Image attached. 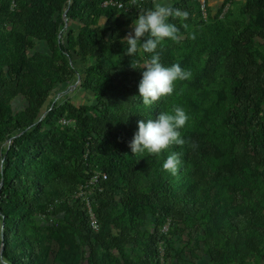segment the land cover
Wrapping results in <instances>:
<instances>
[{
  "label": "trees",
  "instance_id": "16d2710c",
  "mask_svg": "<svg viewBox=\"0 0 264 264\" xmlns=\"http://www.w3.org/2000/svg\"><path fill=\"white\" fill-rule=\"evenodd\" d=\"M130 1L0 0V264H264V0H205V14L163 0L189 15L169 18L180 39L161 41L160 62L190 77L150 107L138 85L151 54L128 56L121 39L154 4ZM78 79L89 104L52 101ZM174 104L185 145L133 154L137 122Z\"/></svg>",
  "mask_w": 264,
  "mask_h": 264
},
{
  "label": "clouds",
  "instance_id": "9594fccd",
  "mask_svg": "<svg viewBox=\"0 0 264 264\" xmlns=\"http://www.w3.org/2000/svg\"><path fill=\"white\" fill-rule=\"evenodd\" d=\"M132 3L137 4V0H132ZM153 4L154 7L150 9L140 8L138 18L130 25L132 30L121 39L123 44H127L126 55L133 56L138 51L151 54L139 65L140 68L145 69L138 85L139 93L142 103L148 107L155 104L162 96L171 95L174 82L190 77V72L183 70L179 63L164 66L157 51L165 38L179 42L180 28L168 21L170 17L186 20L188 12L174 8L161 0H153ZM182 26L187 28L186 24ZM191 38L195 39V34ZM132 67L136 68L133 65ZM187 120L188 116L184 108L176 104L172 105L170 110L160 113L156 120L149 119L147 122L139 120L138 131L129 142L132 153L147 152L149 155L159 156L171 145L183 147L186 141L182 138L179 129ZM180 165V153L172 152L164 160L162 168L175 175Z\"/></svg>",
  "mask_w": 264,
  "mask_h": 264
},
{
  "label": "rangeland",
  "instance_id": "374dc122",
  "mask_svg": "<svg viewBox=\"0 0 264 264\" xmlns=\"http://www.w3.org/2000/svg\"><path fill=\"white\" fill-rule=\"evenodd\" d=\"M223 1L224 0H213V3H212L213 7L220 5ZM35 50L45 52L48 50V47L46 46L45 43H37ZM32 52H34V51H32ZM75 66H77V65L75 64ZM77 68L80 69L79 66H77ZM80 74H82V72ZM80 85H81V81L78 79L71 86L60 87L57 90V92L52 96V99H53L52 101L54 103H56V102L59 103V102H62V101L67 99V100L72 101L78 105L89 104V101L91 100V95H90V93H88L84 89H82V87ZM13 105H14V109L16 111H20L26 107L27 103H26V100L20 96L13 101ZM161 246H163V242H161L160 247ZM172 246L175 247V249L184 248L185 247V239L183 240V238L179 237L178 239H176V242ZM191 259L193 261H199V262L204 261V260H201L200 258H191ZM206 260L207 259H205V261Z\"/></svg>",
  "mask_w": 264,
  "mask_h": 264
},
{
  "label": "built area",
  "instance_id": "2783aa9c",
  "mask_svg": "<svg viewBox=\"0 0 264 264\" xmlns=\"http://www.w3.org/2000/svg\"><path fill=\"white\" fill-rule=\"evenodd\" d=\"M17 0H13V4L15 5V2ZM141 0H137V2H139ZM113 2H105L103 4V6H107L109 4H112ZM130 4H133L132 1L129 2ZM200 4H201V8H202V11L206 12V3H205V0H200ZM120 7H123L122 4L119 5ZM62 124H67L69 122L65 121V120H62L61 121ZM105 179L108 177V174H101ZM98 180H99V174H95L89 181L88 185L86 187H82L79 189V193L76 194L77 197L79 196H82L83 194V190L87 187H92V188H95L97 186V183H98ZM87 202V212H88V215H89V221H90V226L92 227V229L94 231H99V224H98V220H97V217L92 209V206H91V203L90 201L87 199L86 200ZM169 230V224H167L165 227H164V232H167Z\"/></svg>",
  "mask_w": 264,
  "mask_h": 264
},
{
  "label": "water",
  "instance_id": "95a60500",
  "mask_svg": "<svg viewBox=\"0 0 264 264\" xmlns=\"http://www.w3.org/2000/svg\"><path fill=\"white\" fill-rule=\"evenodd\" d=\"M66 14H67V11L64 13V17H66ZM2 186V184L0 185ZM1 212V210H0ZM5 217V215H4ZM5 221H6V217H5V220H4V224H3V227L5 225ZM1 253H5L6 252V249H7V243L5 242V234L2 233V244H1Z\"/></svg>",
  "mask_w": 264,
  "mask_h": 264
},
{
  "label": "bare ground",
  "instance_id": "6f19581e",
  "mask_svg": "<svg viewBox=\"0 0 264 264\" xmlns=\"http://www.w3.org/2000/svg\"><path fill=\"white\" fill-rule=\"evenodd\" d=\"M0 215H1V217H2V218H4V215H3V213H2V212H0Z\"/></svg>",
  "mask_w": 264,
  "mask_h": 264
},
{
  "label": "crops",
  "instance_id": "0c3cea01",
  "mask_svg": "<svg viewBox=\"0 0 264 264\" xmlns=\"http://www.w3.org/2000/svg\"><path fill=\"white\" fill-rule=\"evenodd\" d=\"M161 2H164L163 0H161ZM211 3H213V0H211Z\"/></svg>",
  "mask_w": 264,
  "mask_h": 264
}]
</instances>
